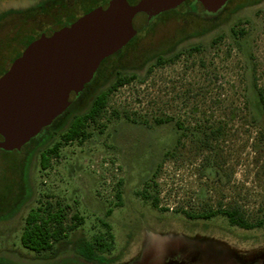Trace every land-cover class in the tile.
I'll list each match as a JSON object with an SVG mask.
<instances>
[{"label":"rangeland","instance_id":"obj_1","mask_svg":"<svg viewBox=\"0 0 264 264\" xmlns=\"http://www.w3.org/2000/svg\"><path fill=\"white\" fill-rule=\"evenodd\" d=\"M108 1L0 0V76L38 34L66 27ZM231 4L239 7L229 22L202 40L203 54L194 59L203 66L194 62L192 70L187 68L181 131L153 123L150 88H162L168 70L148 72L153 48L162 50L166 37L179 29L164 24L166 13L150 24L138 15L132 22L135 38L101 63L95 80L76 99L69 97L67 112L50 130L20 151H0V264H87L74 249L103 233L101 222L114 237V249L104 257L118 262L133 257L147 233L190 227L207 228L243 249L264 246V109L256 94L264 91V0ZM246 23L251 32L244 36L240 31ZM215 35L221 38L216 65L207 44ZM116 78L129 82L110 92L99 117L85 124L88 138L61 142L57 163L43 169L40 155L60 142L71 117L86 113L93 97ZM160 97L156 103L162 106ZM161 106L157 109L163 111ZM115 165L117 176L112 175ZM105 172L111 177L108 186ZM44 200L58 203L68 217L76 214L82 224L54 245L53 254L36 255L20 237L25 218ZM226 210H237L252 228H231L218 214ZM208 212L216 214L189 217Z\"/></svg>","mask_w":264,"mask_h":264},{"label":"water","instance_id":"obj_2","mask_svg":"<svg viewBox=\"0 0 264 264\" xmlns=\"http://www.w3.org/2000/svg\"><path fill=\"white\" fill-rule=\"evenodd\" d=\"M207 10L228 0H196ZM184 0H109L70 25L32 41L0 76V151L14 152L36 137L69 107L99 65L135 36L134 18L147 20Z\"/></svg>","mask_w":264,"mask_h":264},{"label":"flooded vegetation","instance_id":"obj_3","mask_svg":"<svg viewBox=\"0 0 264 264\" xmlns=\"http://www.w3.org/2000/svg\"><path fill=\"white\" fill-rule=\"evenodd\" d=\"M231 1L228 0L219 9L207 10L196 0H184L177 8L164 12L167 15L163 20L164 24L179 30L166 37L162 50H155L156 42L153 43L149 74L153 75L160 69L168 70L163 87L152 84L150 88L154 124H173L177 131H181L185 120L181 114L185 112L186 105L187 68L192 70L194 62L197 67L203 66V62L194 58L203 54L202 40L216 33L219 26L228 23L234 9L239 7V4H231ZM153 19L146 21L150 24ZM244 26L248 28L240 32L246 36L251 32L250 23ZM134 38L135 36L131 40ZM220 40L221 38L215 35L207 42L212 51L211 56L214 57L211 61L214 65L217 63L215 61ZM176 66H179L178 71L175 70ZM172 70H175L176 76L172 75L175 74ZM120 79L123 78H116L114 82ZM157 88L163 90L160 95H157ZM159 97L162 99V106L156 103ZM157 106H161L163 111L157 109ZM161 112L163 115H160ZM230 227L239 228L233 225ZM239 229L248 231L251 228ZM225 230L220 232L233 236V232ZM117 262L111 264H264V246L252 250L243 249L226 241L225 238L210 233L207 228L190 227L183 232L164 230L161 233H147L145 242L133 257L125 262Z\"/></svg>","mask_w":264,"mask_h":264},{"label":"trees","instance_id":"obj_4","mask_svg":"<svg viewBox=\"0 0 264 264\" xmlns=\"http://www.w3.org/2000/svg\"><path fill=\"white\" fill-rule=\"evenodd\" d=\"M51 34L52 32L49 33L48 35L45 34V36H49ZM39 37L40 35L38 34L34 40H36ZM31 42H29L27 46ZM27 46H25V48ZM7 69L5 70V72L7 71ZM97 72L98 71L96 70L92 80L84 86L83 90H85L87 87H89V85L92 84V82L95 80ZM127 82H129V79H125V78L122 80L120 79L117 82H114L107 90L102 91L93 97L86 113H84L83 115H73L71 117L66 131L60 137V142L55 143L50 149L46 150L40 155V165L43 169L48 167V158L50 156L57 157L58 149L61 146V142L67 143L72 141H78L79 143H81L88 138V135L84 131L85 124L91 120L95 121V119L99 117L100 113L105 108L107 95L116 88L123 86ZM82 91L78 95L72 94L70 95V97L74 96V98L76 99L82 93ZM256 94L259 104L264 109V91L258 90ZM68 108L58 118L64 116ZM55 120L53 122H55ZM50 129L51 128L48 126L42 129L38 135L44 134L45 132H47V130ZM26 145H24L23 147H25ZM115 199L117 201L115 206L116 207L121 206L120 193L118 190H116ZM152 204L153 207L157 206L156 201H153ZM55 205L57 210H55V206H52L51 204L48 203L43 208H41V205H39V207H37L36 210L31 211L25 218L23 231L20 237V243L24 246V248L31 250L36 255H39L42 252H49L53 254L54 245L63 241L69 232L73 231L74 229L77 228V226H80L82 224V220L79 217H77L76 214H73L70 219V224L64 225V223L66 222L65 211L61 209L58 203H55ZM220 213L224 217H226L228 223L231 226L232 225L238 226L239 228H243V229L252 228V225H248L246 222H244L242 217L238 214L237 210L219 211L218 214ZM110 214L111 211L108 210L106 212V216L108 217L110 216ZM215 214L216 213L208 212L206 215H193V216L190 215L189 217L194 220L209 219L213 217ZM101 226L104 229L103 233L93 236L88 241L82 240L74 249V253L77 256V258L82 260L84 263L111 264L114 263L116 260L115 258L105 259L104 257V255L110 254L113 251L114 237L111 233V228L109 225H107L104 222H101Z\"/></svg>","mask_w":264,"mask_h":264},{"label":"built area","instance_id":"obj_5","mask_svg":"<svg viewBox=\"0 0 264 264\" xmlns=\"http://www.w3.org/2000/svg\"><path fill=\"white\" fill-rule=\"evenodd\" d=\"M56 160H57V157H54V156H50L49 158H48V167L49 166H54V164H56L57 162H56ZM55 162V163H54ZM104 167L105 168H107L108 166H107V164H104ZM113 170V173H112V175L113 176H117V174H118V167H117V165H115L114 166V168L112 169ZM97 173H99V171H97ZM103 176H104V182H105V184L108 186V185H110V181H111V177H110V175L107 173V172H105L104 174H103ZM45 200H48V199H45ZM44 200V201H45ZM47 203L48 204H51V203H49V201H45V202H40V205H41V208H43L44 206H46L47 205ZM52 205V204H51ZM52 206H54V205H52ZM55 210H57V208H56V205H55ZM66 214V213H65ZM71 217L72 216H70V217H68V215L66 214V222L64 223V225H69L70 224V219H71Z\"/></svg>","mask_w":264,"mask_h":264}]
</instances>
